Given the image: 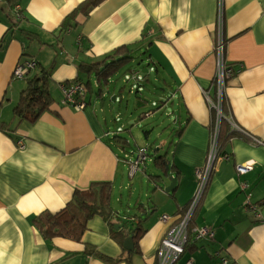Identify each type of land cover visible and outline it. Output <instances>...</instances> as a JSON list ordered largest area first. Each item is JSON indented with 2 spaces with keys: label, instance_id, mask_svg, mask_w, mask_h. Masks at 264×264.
Listing matches in <instances>:
<instances>
[{
  "label": "crops",
  "instance_id": "0c3cea01",
  "mask_svg": "<svg viewBox=\"0 0 264 264\" xmlns=\"http://www.w3.org/2000/svg\"><path fill=\"white\" fill-rule=\"evenodd\" d=\"M94 1L0 0V264H158L160 240L196 189L195 170L206 162L217 120L206 94L216 96L220 9L223 56L234 70L224 89V116L234 133L225 143L228 158L214 160L192 224L212 227L214 236L189 241L192 249L174 264H264V0ZM121 46L133 67L120 71H137L135 55L143 53L148 73L152 65L169 90L165 102L174 107L176 136L169 151L163 145L155 150H165L156 155L166 153V174L154 161L157 170L147 172V159L130 175L125 154H133L116 141L120 134L100 102L117 72L98 91L94 72L78 68ZM27 60L36 63L28 77L52 69L53 101L34 122L13 112L26 78L12 72ZM77 80L86 89L80 110L63 103L61 88ZM249 161L252 168L239 174L236 165ZM137 172L152 185L146 202L126 182ZM171 177L174 187L166 191ZM93 182L111 183L117 218L147 213L139 253L126 250L100 216L88 220L79 241L45 239L33 225V217L59 211L75 189ZM162 214L169 215L167 222Z\"/></svg>",
  "mask_w": 264,
  "mask_h": 264
},
{
  "label": "trees",
  "instance_id": "16d2710c",
  "mask_svg": "<svg viewBox=\"0 0 264 264\" xmlns=\"http://www.w3.org/2000/svg\"><path fill=\"white\" fill-rule=\"evenodd\" d=\"M99 1L100 0L94 1L93 5ZM21 18L22 15L19 13V15H17L18 21ZM121 50H127V47H118L99 60L84 62L78 65L80 72H94L99 80L98 91H101L103 85L107 86L110 76L114 75L115 72L133 59L129 54L130 51L121 55ZM148 65L147 63V66ZM51 70L50 67L42 68L39 73L31 77H28L30 72L24 76V78H26V86L21 91L18 102L13 109V112L18 117L34 122L39 115L50 106L53 101L50 93ZM85 83L91 88L89 81H85ZM221 113L222 117L218 122V155L224 153L225 143L234 133L233 130L230 131L226 126L227 122L224 116L226 115L224 94L221 98ZM215 114L216 112L214 110V115ZM215 117L217 118V115H215ZM116 138V141L119 142L123 148H126V144H129V141L121 135L116 136ZM165 157L166 153L160 156L157 155L153 158V161L160 166V169L164 168V174L167 173L166 166L171 168ZM153 177H161V175H154ZM111 192L112 185L110 182H93L85 189H75L72 198L59 211L54 213L49 211L41 212L33 217L31 221L45 239L50 240L54 237H64L79 241L84 231L87 229L88 220L94 216H100L108 223L113 237L117 240L119 239L118 241H123L126 237L132 236L134 242L132 251L134 253H139L138 240L145 232L143 224L146 220L147 213L136 214L132 219L117 218L111 205ZM197 209L198 206L188 226L189 233H191ZM115 223H118L119 228H114L113 225ZM189 243L188 241L184 245V250L192 249Z\"/></svg>",
  "mask_w": 264,
  "mask_h": 264
},
{
  "label": "rangeland",
  "instance_id": "374dc122",
  "mask_svg": "<svg viewBox=\"0 0 264 264\" xmlns=\"http://www.w3.org/2000/svg\"><path fill=\"white\" fill-rule=\"evenodd\" d=\"M135 56L136 64L142 63L143 53L137 52ZM128 65L130 69L133 67L131 63ZM120 69L100 102L106 109L111 128L129 141V144H126L128 152L135 156L139 148H146L148 153L146 170L149 173L155 172L157 169L153 163V156L165 150L169 151V143L172 139L175 140L176 136L172 134L176 127L173 119L176 117L174 107L169 101L165 102L169 90L157 76L152 65L149 67V73L145 74L138 66L135 72ZM219 117H222V113ZM162 145V149L165 150L155 151L156 147ZM126 182L131 187L129 190L143 194V201L148 200L145 194L151 193L152 185L146 175L137 172L133 178H127ZM129 190L128 188L122 190L123 196H127ZM116 194L118 195V192ZM148 203L150 204V201ZM130 207L132 209V206Z\"/></svg>",
  "mask_w": 264,
  "mask_h": 264
},
{
  "label": "built area",
  "instance_id": "2783aa9c",
  "mask_svg": "<svg viewBox=\"0 0 264 264\" xmlns=\"http://www.w3.org/2000/svg\"><path fill=\"white\" fill-rule=\"evenodd\" d=\"M218 31L216 36V42L214 45V52L216 54V74L212 80V84L216 90V96L212 99L209 95L206 94V99L209 101L210 106L216 111L217 120L215 128L212 129L209 138V152L206 158L205 164L195 170V175L197 177V186L196 189L187 203V205L182 210V216L177 223L170 225L165 231L163 237L160 240L159 247L157 249V260L158 264H174L179 257L184 253V245L188 242L198 239H210L214 236V229L210 226H193L191 228V233H189V224L192 219L193 213L198 206L204 189L207 185L208 178L212 171L213 163L217 157L218 147H217V138H218V122L221 115V98L224 94V89L226 82L230 79L234 70L232 67L227 64L224 60V38L221 32L222 26V11H218ZM36 63L34 60H27L22 63H19L15 66L12 76L16 78H22L27 75L34 67ZM63 93V103L74 107L76 110H80L85 106V86L80 81L77 80L70 85H62ZM254 141L259 142L257 139ZM222 157L228 158L226 153H222ZM148 158V153L146 148H139L135 156L133 155L130 158L129 154H125L126 161L129 162V173L130 175L145 163ZM252 161L236 165V171L239 174H244L252 168ZM247 207L252 208L253 206L249 203L246 204ZM255 209V208H254ZM258 216L259 214L256 213ZM169 215L162 214L160 216L161 221L167 222L169 220ZM264 222V218H263ZM218 255V253H216ZM222 263L226 264L227 260L222 259ZM186 264H191V259L186 260Z\"/></svg>",
  "mask_w": 264,
  "mask_h": 264
},
{
  "label": "water",
  "instance_id": "95a60500",
  "mask_svg": "<svg viewBox=\"0 0 264 264\" xmlns=\"http://www.w3.org/2000/svg\"><path fill=\"white\" fill-rule=\"evenodd\" d=\"M138 68L141 70V72H144V73H148V68L146 67L145 63H140ZM115 98V97H113ZM175 180L176 178L175 177H171V181L170 183L168 184V186L165 188L166 191H170L173 189L174 187V184H175ZM114 227L115 228H119V225L118 224H114ZM123 247L126 249V250H133L134 248V242H133V238L132 236H128L124 239V242H123Z\"/></svg>",
  "mask_w": 264,
  "mask_h": 264
}]
</instances>
